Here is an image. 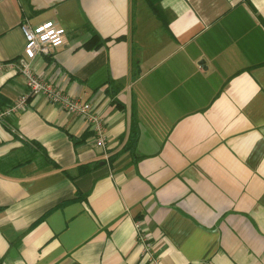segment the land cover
<instances>
[{
	"label": "crops",
	"instance_id": "crops-1",
	"mask_svg": "<svg viewBox=\"0 0 264 264\" xmlns=\"http://www.w3.org/2000/svg\"><path fill=\"white\" fill-rule=\"evenodd\" d=\"M25 20L65 29L31 68L106 148L41 94L0 118V264H264V0H0L1 108Z\"/></svg>",
	"mask_w": 264,
	"mask_h": 264
},
{
	"label": "built area",
	"instance_id": "built-area-1",
	"mask_svg": "<svg viewBox=\"0 0 264 264\" xmlns=\"http://www.w3.org/2000/svg\"><path fill=\"white\" fill-rule=\"evenodd\" d=\"M20 29L24 36V48L16 66L20 74L24 77L27 91L19 95L11 104L0 107V118L11 116L23 110L28 104V98L37 94L44 95L51 104L59 106L66 113H74L86 117L95 136L96 147L106 148V126L104 120L92 109L89 102H81L66 93L59 85L48 82L35 74L30 62L37 55H49L51 50L64 44L66 41V31L64 28L47 20L32 25L27 20L20 24ZM1 68V65H0ZM138 240L146 247L149 253L150 243L144 235L142 228L137 226ZM152 264H158L156 257L152 258Z\"/></svg>",
	"mask_w": 264,
	"mask_h": 264
},
{
	"label": "trees",
	"instance_id": "trees-1",
	"mask_svg": "<svg viewBox=\"0 0 264 264\" xmlns=\"http://www.w3.org/2000/svg\"><path fill=\"white\" fill-rule=\"evenodd\" d=\"M160 0H146V2L150 5L151 9L155 10L157 9V3ZM91 30V36L90 38L85 42L84 46L88 49L91 48H99L103 42L105 41V39H101L99 37V35L96 32H93L92 29ZM135 131V128H134Z\"/></svg>",
	"mask_w": 264,
	"mask_h": 264
}]
</instances>
